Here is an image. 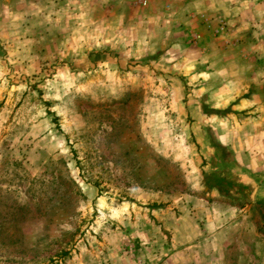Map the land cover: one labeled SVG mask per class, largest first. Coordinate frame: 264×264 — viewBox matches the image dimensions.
<instances>
[{"label": "rangeland", "instance_id": "obj_1", "mask_svg": "<svg viewBox=\"0 0 264 264\" xmlns=\"http://www.w3.org/2000/svg\"><path fill=\"white\" fill-rule=\"evenodd\" d=\"M29 1L0 0V264H264L259 204L212 147L244 115L204 99L187 43Z\"/></svg>", "mask_w": 264, "mask_h": 264}, {"label": "crops", "instance_id": "obj_2", "mask_svg": "<svg viewBox=\"0 0 264 264\" xmlns=\"http://www.w3.org/2000/svg\"><path fill=\"white\" fill-rule=\"evenodd\" d=\"M29 4L32 13L42 11L45 20H75L77 28L92 20L98 35L103 28L112 29L109 33L114 35L118 28L110 26L111 20L135 18L140 21L138 35L144 28H167L174 43L180 39L177 50L187 43L196 59L188 58V66L198 69L189 76L208 85L204 99L233 100L231 110L244 115L240 140L213 141V148L229 152L226 160L214 158L216 167L234 173L239 194L247 201L250 191L264 209V0H30ZM15 12L19 13L16 7ZM201 55L205 58L198 61ZM206 100L205 116L222 112Z\"/></svg>", "mask_w": 264, "mask_h": 264}, {"label": "trees", "instance_id": "obj_3", "mask_svg": "<svg viewBox=\"0 0 264 264\" xmlns=\"http://www.w3.org/2000/svg\"><path fill=\"white\" fill-rule=\"evenodd\" d=\"M215 112H218V110L217 111H215ZM231 187H236V191H238V192H242V190L240 189V187H237L238 186V184L236 183V185H230ZM242 195V194H241ZM247 197H245V199H246ZM257 208L259 209V211H260V213H261V215L263 216V218H264V209L261 207V205L259 204V205H257Z\"/></svg>", "mask_w": 264, "mask_h": 264}]
</instances>
